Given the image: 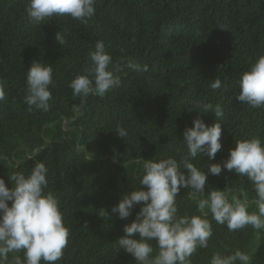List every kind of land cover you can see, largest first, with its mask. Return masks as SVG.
Here are the masks:
<instances>
[{"label":"trees","instance_id":"16d2710c","mask_svg":"<svg viewBox=\"0 0 264 264\" xmlns=\"http://www.w3.org/2000/svg\"><path fill=\"white\" fill-rule=\"evenodd\" d=\"M27 2L0 0V80L6 91L0 103V177L11 187L10 172H30L36 162L46 163L49 189L61 201L71 229L58 264H136L114 248L143 202L127 220L111 209L133 185L143 187L137 161L169 155L179 160L186 152L183 133L193 118L200 116L207 125L216 121L213 111L194 108L198 101L220 104L224 113L222 150L212 160L200 158L206 173L208 165L228 158L235 139L264 138V108H251L235 97L241 73L264 55V0H97L87 24L54 15L41 25L27 17ZM62 31L64 45L55 39ZM98 39L114 60L139 58L148 71L119 73L121 84L104 97H73L68 85ZM33 60L53 67L48 112H29L23 102ZM217 77L222 87L213 90L209 85ZM117 125L128 130L127 138L116 134ZM181 171L187 175L183 165ZM224 187L255 197L246 177L227 170L219 176L208 173L205 192ZM187 191L179 193L180 210L193 214L195 202ZM105 210L111 219L102 215ZM213 229L209 247L198 250L193 264H209L212 253L225 248H239L250 253L252 264H264V232L258 236L249 226L230 233L215 222Z\"/></svg>","mask_w":264,"mask_h":264},{"label":"clouds","instance_id":"9594fccd","mask_svg":"<svg viewBox=\"0 0 264 264\" xmlns=\"http://www.w3.org/2000/svg\"><path fill=\"white\" fill-rule=\"evenodd\" d=\"M96 6L97 0H28L25 11L36 25L54 15L87 24L96 14ZM55 39L61 45L66 43L63 31L57 32ZM221 67L218 66L219 70ZM148 68L139 58L131 56L114 60L105 42L98 39L82 71L68 86L73 97H104L121 84L119 73L147 72ZM50 86H55L52 65L33 60L27 69L23 96L27 111L50 110L54 99ZM209 86L220 89L222 81L217 77ZM238 87L235 97L241 104L264 108V55L241 73ZM5 99V83L0 80V103ZM194 108L202 113L213 111L215 123L207 125L200 116L193 118L192 126L184 130L182 143L186 152L179 160L169 155L137 161L142 167L138 185L143 187L133 185L134 190L123 194L111 209L120 219L127 220L134 207L143 202L135 219L124 225V235L117 239L114 248L130 254L136 264H193L198 250L209 247L213 222L226 226L230 233L249 226L258 236L264 232V138L235 139L228 158L208 165L206 173L205 165L199 166L200 158L207 155L212 160L222 150L220 119L224 113L220 104L214 106L203 101H198ZM115 132L121 138L129 135L121 125L116 126ZM38 152L36 149L28 158ZM181 165L187 175L181 171ZM222 170L246 177L255 197L250 199L247 191L234 194L227 187L205 192L208 173L219 176ZM48 172L46 163L38 161L30 172H10L11 187L0 177V264H58L63 259L71 229L65 222L61 201L49 189ZM181 188L188 189L186 197L195 202V213L181 212L178 200ZM102 215L111 219L106 210ZM209 264H252V256L239 248H225L224 252L214 251Z\"/></svg>","mask_w":264,"mask_h":264}]
</instances>
